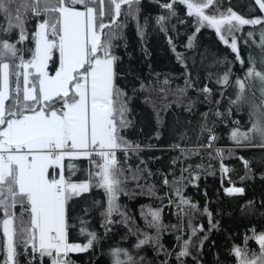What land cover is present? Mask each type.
<instances>
[{"label": "snow or ice", "instance_id": "obj_1", "mask_svg": "<svg viewBox=\"0 0 264 264\" xmlns=\"http://www.w3.org/2000/svg\"><path fill=\"white\" fill-rule=\"evenodd\" d=\"M155 2L168 12V16L156 17L161 31L167 32L165 22L177 16L174 5H184L186 15L194 17L196 31L205 26L214 29L241 64L244 60L239 56L234 33L245 25H264V16L245 18L231 8L220 11L219 0ZM140 4L141 0H0L3 21L0 32L18 31L15 42L0 39V252L3 253L0 264H20V250L28 257V264L37 261L43 264L45 258L50 264H74L69 253L88 251L99 237L82 226L80 231L88 237L87 242H69L68 230L73 226L69 223V201L93 187L103 189L107 197V207L102 212L105 231H110V225L115 223L128 225L130 233L137 236L135 248L151 244L158 253L165 254L161 264H167V257L172 255L160 242L163 231L181 233L176 237L180 245V251L175 253L179 264H183V257L191 255L190 246L202 248L208 239L205 235L193 243L191 237L203 231V225L194 227L190 219V237L183 239L182 222L166 226L161 219L162 209L149 206L141 215L146 227L155 230L154 235L150 234L138 228L118 203L121 193L128 194L124 184L129 179L136 181L143 193L156 195L154 185L139 183L145 173L151 175L146 168L125 169L116 158L117 151L125 154L142 151L138 144L121 135L130 124L129 98L116 84V64L120 57L113 53L114 41L122 38L126 27L120 20L122 15L137 21V31L143 38L147 21L144 25L139 23ZM254 4L264 12V0H254ZM30 19L36 20L37 25L32 33L34 47L28 49L31 56L26 60L22 54L24 49L17 45L29 38L26 24ZM247 36L253 37L254 33L250 31ZM192 39L188 40V48L193 46ZM168 42L177 60L184 63L183 54L176 51L171 37ZM259 47L261 69L257 70L256 59L250 55L244 78L235 80L236 98L230 100V104L250 107V127L246 131L233 129L231 138L238 146L246 141L243 146L264 149V27L260 29ZM54 52L58 53V66L50 74L48 66ZM230 75L226 71L217 83L228 85ZM186 86L191 87V82L186 80ZM140 87L148 86L141 84ZM201 91L211 92L207 87ZM215 115L223 113L217 111ZM202 131L209 134V143L201 147H211L215 135L206 126ZM172 147L180 148L178 144ZM180 152L187 159L197 154L198 149L180 148ZM66 158H86L95 171L90 170L86 180L73 182L70 176L64 175ZM68 168L74 170L75 166L70 163ZM192 168V165L181 168L180 176L171 182L167 176L163 180L165 185L173 187L178 199L177 216L199 211L197 204L182 195V185L187 179L184 174L191 175ZM126 171L131 175H125ZM192 179L198 180L199 176ZM225 191L233 195L243 193L244 189L229 187ZM169 203H173L171 198ZM17 206L22 209L19 216L15 211ZM203 212L209 217L211 231L216 227L211 222L212 214L206 207ZM113 214H118L120 220H112ZM85 224L81 220V225ZM251 232L252 235L244 236L243 247L233 245L231 249L237 264H264V232L257 233L255 229ZM249 240L257 242L258 250L248 248ZM111 255L113 264H146L144 257L134 256L128 249L114 248Z\"/></svg>", "mask_w": 264, "mask_h": 264}, {"label": "trees", "instance_id": "obj_2", "mask_svg": "<svg viewBox=\"0 0 264 264\" xmlns=\"http://www.w3.org/2000/svg\"><path fill=\"white\" fill-rule=\"evenodd\" d=\"M165 2L168 0H160V3ZM174 7L177 16L165 22L167 32H164L160 30L156 17L168 16L167 10L162 9L155 0H141L139 23L144 25L147 21L143 38L137 31L135 19H125L123 15L120 18L126 27L122 38L114 41L113 53L120 57L116 64V84L127 93L130 109L127 114L130 124L122 130L121 135L127 141L138 144L142 151H129L127 154L117 151L116 158L125 169L146 168L151 175L145 173L139 183L154 185L156 195L143 193L137 187V182L129 179L124 184L128 194L121 193L118 203L138 228L153 235L155 230L146 227L141 215L149 206L162 209L161 219L166 226L182 222L183 239L190 237L189 219L194 227L203 225V231L191 239L194 244L205 235L208 239L202 248L190 246L191 255L182 258L183 264H237V259L231 254L233 245L243 247L244 236L252 235V229L257 233L264 232V149L243 146L246 141H241L238 146L231 138L233 129L248 130L251 109L247 104H230V100L236 98L238 88L235 80L244 78L250 66V55L256 59L257 70L261 69L259 40L260 29L264 25H245L241 31L234 33L239 56L244 60L241 64L236 53L219 39L214 29L205 26L197 32L194 17L186 15V6L176 4ZM219 8L220 11L231 8L245 18L264 16L254 0H219ZM208 12L211 14L212 9ZM0 23L3 21L0 20ZM36 24L34 19L28 21L26 28L29 38L17 45L24 49L22 54L26 60L31 56L28 49L34 47L32 33ZM250 31L254 33L253 37L247 36ZM168 37L172 38L176 51L183 54L184 63L177 60ZM190 37H193V46L188 48ZM0 39L15 42L18 31L7 34L0 32ZM229 40L231 42V37ZM56 63L57 55L54 52L49 63L51 70ZM226 71L231 72L228 85L217 83ZM186 80L191 82V87L186 86ZM141 84L148 87L141 89ZM205 87L211 90L210 94L201 91ZM217 111L223 115H215ZM205 126L211 128L216 137L211 147H201L209 143V134L202 131ZM174 144L180 148H196L198 152L184 159L180 148L172 147ZM178 157L174 164L173 160ZM70 163L75 166L74 170L68 168ZM63 164L65 177L70 176L77 183L86 180L90 170L95 171L86 158H66ZM188 165L193 168L191 175L184 174L187 179L182 185V195L197 204L199 211L177 216L178 199L173 187L165 185L163 180L165 176L170 182L178 178L180 169ZM197 165L201 167L196 168ZM72 171L74 174H71ZM125 175L130 176L131 173L126 171ZM193 176H199V179L194 180ZM230 184L243 188L244 192L229 195L225 190ZM169 198L173 203H169ZM106 207V194L96 187L69 201V223L73 225L68 230L69 242H87L88 237L80 231L82 226L99 237L88 251L69 253V259L74 264H113L111 250L117 247L128 249L134 256L144 257L146 264H161L166 259L165 254L158 253L151 244L135 248L137 236L130 233L128 225L115 223L106 232L102 227V212ZM205 207L212 214L211 222L216 224L211 231L209 217L203 212ZM15 211L19 216L22 209L17 206ZM120 218L118 214L112 216L114 221ZM81 220L86 224L81 225ZM178 235H181L179 231L162 232L160 242L172 253L167 257V264H179L175 255L180 251L176 240ZM248 248L258 250L257 242L249 240ZM20 251V264H28V257ZM2 259L3 253L0 252V261ZM43 264H50L49 259L45 258Z\"/></svg>", "mask_w": 264, "mask_h": 264}, {"label": "rangeland", "instance_id": "obj_3", "mask_svg": "<svg viewBox=\"0 0 264 264\" xmlns=\"http://www.w3.org/2000/svg\"><path fill=\"white\" fill-rule=\"evenodd\" d=\"M37 25V24H36ZM35 30H36V28H35ZM56 55H57V63H56V65L54 66V68L51 70V67L50 66H48V71H49V73L50 74H54V71H55V69L57 68V66H58V53H56ZM50 63V62H49ZM50 65V64H49ZM56 107H60V105H58V106H56ZM228 187H239V186H237V185H234V184H230ZM240 188V187H239ZM1 228H2V225H1ZM70 243H76V242H70Z\"/></svg>", "mask_w": 264, "mask_h": 264}, {"label": "built area", "instance_id": "obj_4", "mask_svg": "<svg viewBox=\"0 0 264 264\" xmlns=\"http://www.w3.org/2000/svg\"><path fill=\"white\" fill-rule=\"evenodd\" d=\"M51 173V172H50Z\"/></svg>", "mask_w": 264, "mask_h": 264}]
</instances>
